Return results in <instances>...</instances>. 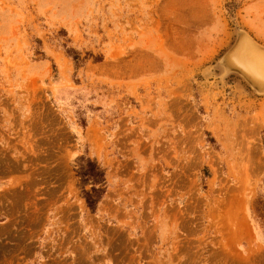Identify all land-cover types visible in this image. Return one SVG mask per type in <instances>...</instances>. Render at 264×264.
<instances>
[{
    "label": "rangeland",
    "instance_id": "1",
    "mask_svg": "<svg viewBox=\"0 0 264 264\" xmlns=\"http://www.w3.org/2000/svg\"><path fill=\"white\" fill-rule=\"evenodd\" d=\"M241 33L264 0H0V264H264Z\"/></svg>",
    "mask_w": 264,
    "mask_h": 264
},
{
    "label": "bare ground",
    "instance_id": "2",
    "mask_svg": "<svg viewBox=\"0 0 264 264\" xmlns=\"http://www.w3.org/2000/svg\"><path fill=\"white\" fill-rule=\"evenodd\" d=\"M236 40H238L237 46L233 48L231 53H227L228 56L225 59L227 63L233 65H228L229 67H234L237 70L231 69L228 71L238 73L252 87H259L262 91L264 89L261 86L264 84V48L244 33L239 34ZM224 63L223 65L225 66ZM256 87H254L255 91H259Z\"/></svg>",
    "mask_w": 264,
    "mask_h": 264
},
{
    "label": "trees",
    "instance_id": "3",
    "mask_svg": "<svg viewBox=\"0 0 264 264\" xmlns=\"http://www.w3.org/2000/svg\"><path fill=\"white\" fill-rule=\"evenodd\" d=\"M77 59V58H76ZM87 163L90 164V166H93L92 163L89 161V159H87ZM86 165L83 167V170H82V173L85 175V176H88L89 179H92L94 180V177H96V171L94 169H86ZM103 178V177H102ZM96 192L99 193V197H100V194H104V190L103 191H99L97 190ZM86 196L88 198V202L90 204V206L92 207L93 210L96 209V202L97 200H93L87 193H86Z\"/></svg>",
    "mask_w": 264,
    "mask_h": 264
}]
</instances>
